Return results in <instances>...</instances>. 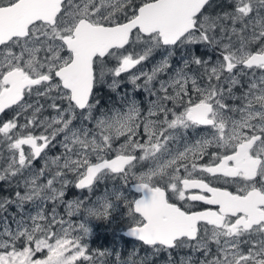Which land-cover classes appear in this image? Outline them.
Returning a JSON list of instances; mask_svg holds the SVG:
<instances>
[{
    "label": "snow or ice",
    "instance_id": "snow-or-ice-1",
    "mask_svg": "<svg viewBox=\"0 0 264 264\" xmlns=\"http://www.w3.org/2000/svg\"><path fill=\"white\" fill-rule=\"evenodd\" d=\"M123 74L146 108L100 107ZM9 111L0 264H264V0H0ZM117 215L137 244L90 248Z\"/></svg>",
    "mask_w": 264,
    "mask_h": 264
},
{
    "label": "rangeland",
    "instance_id": "rangeland-1",
    "mask_svg": "<svg viewBox=\"0 0 264 264\" xmlns=\"http://www.w3.org/2000/svg\"><path fill=\"white\" fill-rule=\"evenodd\" d=\"M203 51H205L204 54H203ZM198 54H202V55H206V56L213 55V53H211L210 50L204 49V48H198ZM159 58H160V52H157L156 55H155V59L158 60ZM174 59L178 61L180 59L179 55H177ZM150 67H151V62L145 64V69H149ZM124 81L126 82V84L123 83ZM105 87L107 89H110L107 86V84H106ZM120 87H124V90H119L118 89L116 92H113V91L110 90L111 91L110 92L111 93V97L110 98H106L105 104L103 105V107L106 106V108H110L114 102H118L119 96H118L117 93H119L120 95L127 94L129 97L134 98L141 105V107H144L145 105L147 106V103H148L147 94L143 90H135V89H133L131 83L129 82L128 74H123V76H122V83H121ZM98 91H100V90H98ZM101 93H105L106 94V90L103 89V91ZM7 114L8 115H7L6 118H4V116H2L0 118V120L9 119L13 115V113L11 111H9ZM22 122L23 121L21 120V123ZM50 154H55V153H50ZM112 187H113V183L111 181L107 182V184L98 185L97 188H96V195L93 196L92 199L95 200L97 196L102 195L103 192L105 191V188L111 189ZM87 195L88 194L86 192H80L79 190L72 189L70 191V193L68 194L67 198L68 199H76L78 197H85ZM120 217H121L120 215H117L112 220L111 223L102 222V221H95V220H93V221L90 222L91 234L87 238L88 239V243L90 245V248L97 249V248H93L91 246V243L89 242V239H90V237L92 235H94L97 232V230H100V229H106L107 230V233L109 231V235H113L115 233V235H113V236H115V239L117 241H119V245H120V243H121L120 242L121 241V229H122V228H120L121 226L118 225L119 224V218ZM77 219H79V218H77Z\"/></svg>",
    "mask_w": 264,
    "mask_h": 264
},
{
    "label": "trees",
    "instance_id": "trees-1",
    "mask_svg": "<svg viewBox=\"0 0 264 264\" xmlns=\"http://www.w3.org/2000/svg\"><path fill=\"white\" fill-rule=\"evenodd\" d=\"M7 194H8L7 185L0 182V195H7ZM118 225L127 226L126 220L120 217ZM123 240L126 241V243L125 245H123L122 248H124L125 246L128 247L130 244H134L133 242H130L129 239L127 240L123 238ZM90 243L93 247H97L98 249H104V248L114 249L116 245V240L113 236L109 235V231L107 233L106 229H100L98 233H96L94 236L91 237Z\"/></svg>",
    "mask_w": 264,
    "mask_h": 264
},
{
    "label": "flooded vegetation",
    "instance_id": "flooded-vegetation-1",
    "mask_svg": "<svg viewBox=\"0 0 264 264\" xmlns=\"http://www.w3.org/2000/svg\"><path fill=\"white\" fill-rule=\"evenodd\" d=\"M205 53V51H203V54ZM124 84H126V82L124 81L123 82ZM106 84H100V85H97L96 86V97H97V99H99L100 100V107H103V105L105 104V100H106V98H110L111 97V91H110V89H107L106 87ZM103 89H105L106 90V94L105 93H101L102 91H103ZM98 90H100V91H98ZM119 90H124V87H120L119 88ZM110 93V94H109ZM113 102V101H112ZM145 108L147 107L146 105L144 106ZM105 108H106V106H105ZM8 113V112H7ZM0 114V116H4V118H6L7 117V115L8 114ZM203 131H206L205 129H197V131L196 132H192L191 130L189 131V138H191L192 136H194V135H199V133L200 132H203ZM127 191V190H126ZM197 208H203L204 207V205H202V204H197V206H196ZM136 241V240H135Z\"/></svg>",
    "mask_w": 264,
    "mask_h": 264
},
{
    "label": "water",
    "instance_id": "water-1",
    "mask_svg": "<svg viewBox=\"0 0 264 264\" xmlns=\"http://www.w3.org/2000/svg\"><path fill=\"white\" fill-rule=\"evenodd\" d=\"M123 234L126 235V236H128V235L126 234V230L123 231ZM128 237H129V236H128ZM131 238H132V237H131Z\"/></svg>",
    "mask_w": 264,
    "mask_h": 264
},
{
    "label": "bare ground",
    "instance_id": "bare-ground-1",
    "mask_svg": "<svg viewBox=\"0 0 264 264\" xmlns=\"http://www.w3.org/2000/svg\"><path fill=\"white\" fill-rule=\"evenodd\" d=\"M8 195V194H7Z\"/></svg>",
    "mask_w": 264,
    "mask_h": 264
}]
</instances>
